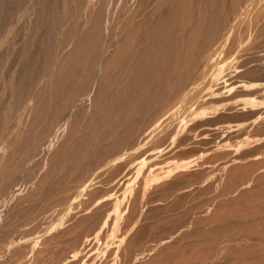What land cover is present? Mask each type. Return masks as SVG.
I'll list each match as a JSON object with an SVG mask.
<instances>
[{"label": "rangeland", "instance_id": "1", "mask_svg": "<svg viewBox=\"0 0 264 264\" xmlns=\"http://www.w3.org/2000/svg\"><path fill=\"white\" fill-rule=\"evenodd\" d=\"M0 264H264V0H0Z\"/></svg>", "mask_w": 264, "mask_h": 264}, {"label": "bare ground", "instance_id": "2", "mask_svg": "<svg viewBox=\"0 0 264 264\" xmlns=\"http://www.w3.org/2000/svg\"><path fill=\"white\" fill-rule=\"evenodd\" d=\"M154 14V13H153ZM97 19H98V17H97ZM96 22H98L99 23V19L96 21ZM101 22V21H100ZM179 22H180V20H179ZM97 23V24H98ZM148 24H151L152 26L151 27H157V26H159V27H161V25L163 24V22L162 21H160L159 20V17L157 16V18H155V17H150L149 19H147L146 21H140L139 22V25L140 26H144V28H146V26H148ZM153 25H155V26H153ZM96 26V25H95ZM149 27V26H148ZM147 27V28H148ZM154 29V28H153ZM138 30H140V28L138 29ZM138 30H137V32H138ZM150 30V29H149ZM149 32H152V30H150ZM136 33V32H135ZM147 34H149L148 33V31H147ZM154 34V33H153ZM136 35V34H135ZM160 35V34H159ZM164 36V35H163ZM146 37V36H145ZM169 37V36H168ZM136 38V37H135ZM146 38H148V37H146ZM145 39V38H144ZM146 40H148V39H146ZM129 41V40H128ZM138 41H139V38H138ZM142 41H143V38L141 39V41H139L140 43H142ZM146 42V41H145ZM175 42V41H174ZM128 45V44H127ZM157 45V44H156ZM132 46H133V44H132ZM141 46H143V45H140L139 44V47H141ZM158 47H159V44H158ZM124 48V47H123ZM126 48V47H125ZM145 48V47H144ZM126 50V49H125ZM139 51V50H138ZM121 52V51H120ZM157 52H158V50H157ZM125 53V52H124ZM132 54V53H131ZM135 57V56H134ZM134 57H133V59H134ZM176 58V57H175ZM114 59V58H113ZM175 61V60H174ZM173 61V62H174ZM147 62V61H146ZM142 65V64H141ZM121 66H123V65H121ZM148 66H149V64H148ZM152 66V65H151ZM177 66V65H176ZM134 67V66H133ZM107 68V67H106ZM152 68V67H151ZM146 69V68H145ZM148 69V68H147ZM137 70V69H136ZM130 71H132V70H130ZM172 72V71H171ZM175 72H176V70H175ZM174 72V73H175ZM129 75V74H128ZM134 75V74H133ZM124 76V75H123Z\"/></svg>", "mask_w": 264, "mask_h": 264}]
</instances>
